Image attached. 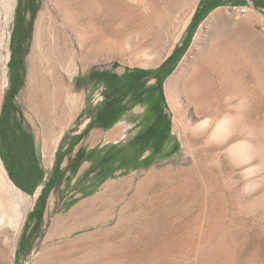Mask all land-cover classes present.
Instances as JSON below:
<instances>
[{
    "label": "rangeland",
    "instance_id": "1",
    "mask_svg": "<svg viewBox=\"0 0 264 264\" xmlns=\"http://www.w3.org/2000/svg\"><path fill=\"white\" fill-rule=\"evenodd\" d=\"M45 1L13 7L0 123L12 113L44 177L32 194L11 182L21 196L0 173V264H264V0H86L105 17L72 73L82 98L38 112L22 93ZM197 10L207 14L189 33ZM229 43L245 55L242 91L197 95L189 77ZM113 105L122 115L108 128L99 116Z\"/></svg>",
    "mask_w": 264,
    "mask_h": 264
},
{
    "label": "bare ground",
    "instance_id": "2",
    "mask_svg": "<svg viewBox=\"0 0 264 264\" xmlns=\"http://www.w3.org/2000/svg\"><path fill=\"white\" fill-rule=\"evenodd\" d=\"M15 3L16 0H0V94L8 87V61L10 58L9 43L11 39V24L13 22V7ZM106 3H108V1ZM113 3H115V0ZM101 4L102 3L97 5ZM114 7H116V5ZM108 8L106 9L107 11ZM102 9L104 8L97 6L90 7V4L87 2L85 5L83 0L45 1L37 21L33 45L25 61L27 65V80L25 89L22 93V98L26 105L31 106L34 110L40 112L41 109L52 111L53 109H59L62 106H66L68 109H74L80 102L82 96L80 92H76L73 89L72 73H74L73 71L77 68H82L85 65L84 54L96 49L94 43L96 42L95 36L97 33L94 36L96 30L94 27H90L95 24V20L101 19L103 16L105 17L102 13ZM104 13L106 14L105 11ZM54 14H56L63 23L61 25L59 24L61 26L60 29H58V27H56L57 29L55 27L53 28L52 22L54 21ZM106 19L104 18V20ZM229 45L231 44L221 45L215 49L213 53L208 55L203 63L198 65L196 72L189 77V79L196 85L192 88H195L197 95L207 93L209 87H214L216 86L215 84H218L221 87L225 86L226 88H228L229 85L235 91H242V73L247 67L245 55L239 48L234 49ZM183 70L185 69L181 68V71ZM256 71L258 70L256 69L255 72ZM181 73L182 72L178 73V75ZM39 95L43 97V101L34 103L36 96ZM48 104L51 105L50 109L46 108ZM241 123L242 122L237 124L239 125ZM235 129L238 128L235 126ZM0 173L7 183H9V185L17 190L22 196L17 187H15L7 178L1 163ZM21 224L22 223L15 224L12 228L13 231L18 233ZM0 246L3 250L10 251L9 240L0 242ZM0 251H2L1 248ZM7 253L9 252H6V255Z\"/></svg>",
    "mask_w": 264,
    "mask_h": 264
},
{
    "label": "trees",
    "instance_id": "3",
    "mask_svg": "<svg viewBox=\"0 0 264 264\" xmlns=\"http://www.w3.org/2000/svg\"><path fill=\"white\" fill-rule=\"evenodd\" d=\"M241 4L245 5V2H242ZM206 14L200 15L199 10L194 13L192 21L188 27L189 33H191L201 23ZM139 72L141 71H133V73ZM109 78H115L114 82H108L109 87H114L122 82V79L118 76H111ZM121 115L122 114H120V116ZM120 116L117 117V115H113L108 128L112 127ZM9 130H5L3 126L0 127V143L4 144L6 148L3 154L1 153L2 159L11 182H13V184L18 188L32 194L42 183L44 172L40 168L39 160L35 154L34 147L31 144L28 146L25 142L20 140L17 135H14L15 131L12 126ZM8 131L11 133L10 138L4 135L6 132L9 133ZM49 184L50 181L45 184L44 189L47 188Z\"/></svg>",
    "mask_w": 264,
    "mask_h": 264
},
{
    "label": "flooded vegetation",
    "instance_id": "4",
    "mask_svg": "<svg viewBox=\"0 0 264 264\" xmlns=\"http://www.w3.org/2000/svg\"><path fill=\"white\" fill-rule=\"evenodd\" d=\"M3 105L5 107L7 106L9 108H12L14 105V102L12 100H10V98H7L5 100V102L3 103ZM147 107L151 110H154L156 105H155L154 101L149 99V101L147 102ZM107 108L108 109H105L103 111V113H101V115L99 116V120L103 121L104 123L108 122L110 119H112L113 115H115V110H112L114 108V105L112 108H110V107H107ZM1 116H2V121L0 124L5 128V130L6 129L9 130V128L12 126V128L15 131L18 125H17V120L15 118H12V113H9L7 110V112L3 113ZM17 134L18 133L14 132V135H17ZM4 135H6V133H4ZM6 137H8V135H6Z\"/></svg>",
    "mask_w": 264,
    "mask_h": 264
},
{
    "label": "crops",
    "instance_id": "5",
    "mask_svg": "<svg viewBox=\"0 0 264 264\" xmlns=\"http://www.w3.org/2000/svg\"><path fill=\"white\" fill-rule=\"evenodd\" d=\"M1 142V141H0ZM2 144V143H1ZM6 150V148H5V146H4V151ZM44 152V158H45V160H44V158H42V160L44 161V163H45V165H48V164H50V162H51V159H50V157H49V155L47 154V152H46V150H44L43 151ZM40 164V163H39ZM40 168L42 169V171L44 172V165L42 166V164H40ZM45 185V184H44ZM40 185L36 188V189H38V190H40V189H42V188H40Z\"/></svg>",
    "mask_w": 264,
    "mask_h": 264
},
{
    "label": "built area",
    "instance_id": "6",
    "mask_svg": "<svg viewBox=\"0 0 264 264\" xmlns=\"http://www.w3.org/2000/svg\"><path fill=\"white\" fill-rule=\"evenodd\" d=\"M245 8H246V7H244V8H240V9H241V10H244V12H246L247 8H246V10H245Z\"/></svg>",
    "mask_w": 264,
    "mask_h": 264
}]
</instances>
